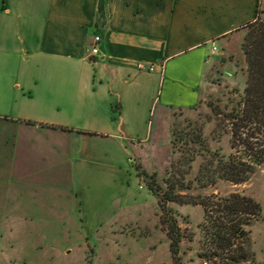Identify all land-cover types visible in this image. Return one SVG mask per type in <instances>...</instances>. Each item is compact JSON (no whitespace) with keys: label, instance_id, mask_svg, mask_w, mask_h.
Wrapping results in <instances>:
<instances>
[{"label":"crops","instance_id":"0c3cea01","mask_svg":"<svg viewBox=\"0 0 264 264\" xmlns=\"http://www.w3.org/2000/svg\"><path fill=\"white\" fill-rule=\"evenodd\" d=\"M257 11L264 0H0V226L73 221L83 188L126 189L125 140L146 109L168 126L194 108ZM59 165L68 180L53 184Z\"/></svg>","mask_w":264,"mask_h":264},{"label":"rangeland","instance_id":"374dc122","mask_svg":"<svg viewBox=\"0 0 264 264\" xmlns=\"http://www.w3.org/2000/svg\"><path fill=\"white\" fill-rule=\"evenodd\" d=\"M250 29H245V36ZM220 51L222 55H228L222 47ZM234 53L232 59L227 57L225 65L215 67L213 84L209 89L205 88L199 103L192 109L176 111L168 119V126L159 125L160 110L156 105L146 109L144 131L127 136L125 140L129 151L123 156V170L131 171L126 189L114 190L108 181L100 190L83 188L89 196V203L80 207L82 218L77 216L73 221L16 222L19 226L12 231L0 226V264H218L205 262L200 255L208 249L203 231L204 207L201 204L171 202L163 211L158 196L150 189V183L155 177L154 181L165 188L172 162L181 157V153L175 152L172 146L174 127L189 132L201 129L212 151L222 148L226 154L244 155L243 160L249 161L244 146L232 147V124L224 119L223 113L218 116L212 110L215 106L221 112L227 105L231 108L243 98L247 74L243 70L245 56L242 44L236 43ZM116 118L119 119L118 113ZM257 136L253 142L259 138L263 143L264 128ZM203 158L198 156L192 163L191 173L180 177L184 182H192V188L182 190L181 194L186 200H192L199 195L212 198L217 194L225 196L240 192L260 202L263 210L252 220L248 227L250 233L245 239V247L253 260L245 264H264V164L250 163L252 172L249 179L241 184L217 180L214 185L201 188L194 179ZM181 170L182 174L185 169ZM67 175L64 166H57L51 183H64L68 180ZM109 175L107 173L106 177ZM46 192L47 189H40L42 196ZM39 212L53 214L51 210ZM170 214L185 236L176 257L171 251L166 220ZM47 225L56 229H42ZM28 228H32L30 234Z\"/></svg>","mask_w":264,"mask_h":264},{"label":"trees","instance_id":"16d2710c","mask_svg":"<svg viewBox=\"0 0 264 264\" xmlns=\"http://www.w3.org/2000/svg\"><path fill=\"white\" fill-rule=\"evenodd\" d=\"M247 27L251 29L242 43L247 74L243 98L237 105L231 108L227 105L221 112H218L215 106L212 110L218 116L223 113L224 119L232 124V147L238 149L240 145L244 146L249 161L243 160L244 155L226 154L222 152V148L212 151L201 129L189 132L174 127L172 146L175 152L181 153V157L172 162L165 188L154 181L155 177L150 183V189L158 196L163 211L167 210V204L171 202L201 204L204 207L203 231L208 241V249L200 255L205 262L210 263H251L253 259L245 247V239L250 233L248 227L252 220L260 216L263 210L260 202L240 192L225 196L217 194L212 198L199 195L192 200H186L181 194L182 190L192 188V182H184L180 177L191 173L192 163L198 156H204V161L194 181L201 188L214 185L217 180L241 184L249 179L253 169L250 163L264 164V142L260 143L259 138L256 142L252 140L258 137L264 128V20L261 19L259 11L256 20ZM230 102L233 103L234 100ZM182 168L185 171L181 174ZM166 220L171 251L176 257L185 236L180 232L176 219L171 214Z\"/></svg>","mask_w":264,"mask_h":264},{"label":"built area","instance_id":"2783aa9c","mask_svg":"<svg viewBox=\"0 0 264 264\" xmlns=\"http://www.w3.org/2000/svg\"><path fill=\"white\" fill-rule=\"evenodd\" d=\"M100 41H101V37L99 35H96L94 37L93 43L89 47V51H90L91 56H95V55H97L100 52V49H99V43H100ZM213 50L216 51L217 50V47H214ZM138 67L140 69H142V70H148L150 72H153V71L156 70V66L154 64L146 65V64L140 63L138 65ZM130 161H132L131 158H130Z\"/></svg>","mask_w":264,"mask_h":264}]
</instances>
